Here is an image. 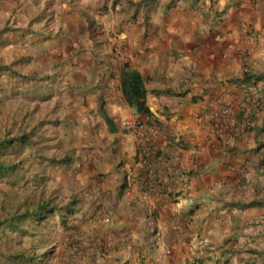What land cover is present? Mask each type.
Instances as JSON below:
<instances>
[{
  "label": "crops",
  "instance_id": "0c3cea01",
  "mask_svg": "<svg viewBox=\"0 0 264 264\" xmlns=\"http://www.w3.org/2000/svg\"><path fill=\"white\" fill-rule=\"evenodd\" d=\"M139 1L59 2L71 17L63 23L67 48L86 41L74 84L104 97L112 110L102 114L115 124L93 110L87 141L94 149L82 161L95 164L97 183L74 221L88 228L87 254L99 264H264V0H218L220 10L227 5L223 21L198 10L197 0H174L170 10L155 6L147 24L134 17ZM114 36L127 67L143 77L154 123L159 158L148 200L134 179L141 144L114 120L131 108L116 100L124 99L125 64L112 51ZM245 73L250 80H241ZM219 98L233 100L249 123L232 142L206 131V104ZM103 145L118 154H95Z\"/></svg>",
  "mask_w": 264,
  "mask_h": 264
},
{
  "label": "rangeland",
  "instance_id": "374dc122",
  "mask_svg": "<svg viewBox=\"0 0 264 264\" xmlns=\"http://www.w3.org/2000/svg\"><path fill=\"white\" fill-rule=\"evenodd\" d=\"M63 1L0 0V163L8 166V172H0V264H99L87 254L86 224L74 221L77 207L85 205L89 189L97 183L91 173L95 164L82 161L94 149L87 141L93 110L103 116L102 109H112L104 97L93 99L90 90L74 84L73 77L82 73L79 61L85 57L81 54L86 41L82 38V48H67L63 38L68 39L70 31L63 23L71 17L59 6ZM152 2L131 5L134 17H145L143 24L158 4L168 10L177 4ZM197 2L198 10L223 21L227 5L220 10L218 0ZM255 3L251 8L256 9ZM114 37L112 51L124 65L126 59L117 53L123 46ZM116 100L125 104L120 96ZM114 120L128 133L120 117ZM20 136H28L29 142L15 141ZM103 146L95 148V154H118ZM66 158L70 162H60ZM38 205H44L39 220H15L35 212ZM68 206L75 212L69 213Z\"/></svg>",
  "mask_w": 264,
  "mask_h": 264
},
{
  "label": "built area",
  "instance_id": "2783aa9c",
  "mask_svg": "<svg viewBox=\"0 0 264 264\" xmlns=\"http://www.w3.org/2000/svg\"><path fill=\"white\" fill-rule=\"evenodd\" d=\"M117 53L121 59H125L120 47L117 48ZM114 86L113 84L112 88ZM206 106L207 112L204 119L209 135L220 137L225 142H232L248 129L249 123L237 113L233 100L230 98L212 99L207 102ZM153 124L150 114L137 112L129 107L125 108L120 116L121 127L141 144V151L137 155L138 171L134 179L142 185V197L145 200L150 197L157 178L156 167L159 156L158 148L151 140L155 135ZM109 218V216L105 217L104 221L108 222ZM147 224L150 229H154L155 223L152 214L148 216ZM89 264L94 263L90 262Z\"/></svg>",
  "mask_w": 264,
  "mask_h": 264
},
{
  "label": "trees",
  "instance_id": "16d2710c",
  "mask_svg": "<svg viewBox=\"0 0 264 264\" xmlns=\"http://www.w3.org/2000/svg\"><path fill=\"white\" fill-rule=\"evenodd\" d=\"M148 2H150L151 0H147ZM250 76H248L247 73H245L244 77L241 79L243 81H248L250 80ZM121 88H122V93H123V97L126 101V103L135 111L137 112H141V113H148L150 114V111L146 105V94H147V90L145 88L144 85V80L143 77L141 75V73L137 70L134 69H129L127 67V64H125V68L122 69L121 71ZM105 117V120L111 125V126H115L114 121L111 117H109L108 115H106V113H104L103 115ZM20 141L22 143L27 144L29 141L28 136L25 137H18L15 139V141ZM3 143H0V147L3 146ZM7 144V143H6ZM70 158H66V159H61L60 162H70ZM0 172L1 173H6L8 172V166L6 167L3 163H0ZM255 204V202H250V203H240V205L242 206H249V205H253ZM72 205H76L75 201L74 204ZM74 206L72 208V206H68V212L69 213H74ZM44 209V205H38V207L35 209V212H29V213H24L23 215H21V217H17L15 220H30V219H38L39 220V216H40V212ZM42 214V213H41ZM41 218V217H40ZM1 224V223H0ZM11 226L14 227H18L19 223H10Z\"/></svg>",
  "mask_w": 264,
  "mask_h": 264
}]
</instances>
